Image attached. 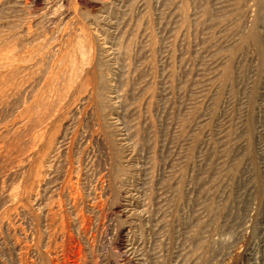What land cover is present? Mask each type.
<instances>
[{
	"label": "rangeland",
	"instance_id": "obj_1",
	"mask_svg": "<svg viewBox=\"0 0 264 264\" xmlns=\"http://www.w3.org/2000/svg\"><path fill=\"white\" fill-rule=\"evenodd\" d=\"M0 264H264V0H0Z\"/></svg>",
	"mask_w": 264,
	"mask_h": 264
}]
</instances>
